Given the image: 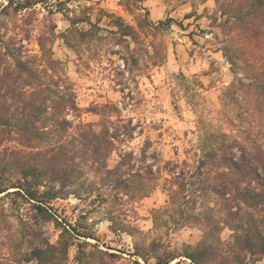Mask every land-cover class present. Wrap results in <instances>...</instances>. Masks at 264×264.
Instances as JSON below:
<instances>
[{
    "label": "trees",
    "instance_id": "1",
    "mask_svg": "<svg viewBox=\"0 0 264 264\" xmlns=\"http://www.w3.org/2000/svg\"><path fill=\"white\" fill-rule=\"evenodd\" d=\"M216 2L223 17L222 51L234 75L223 105L231 106L234 119L229 131L221 125L201 128L191 164L165 161L156 166L157 153L145 142L140 153L123 149L110 165L120 136L133 135L131 121L97 131L79 120L75 89L46 36L38 37L39 54L21 43L0 46V193L19 195L31 204L33 214L21 220L30 224L36 239L23 252L21 264H69L73 247L77 264H108L105 256L119 255L91 249L94 244L87 239L93 234L59 221L50 203L71 193L97 191L101 196L105 186L110 198L135 204L162 179L169 206L155 212V221L164 213L177 227L195 223L201 236L180 249L152 241L144 251L136 246L135 254L144 260L152 256L157 264L181 256L194 264H257L264 258V0ZM33 4L19 2L15 10ZM116 23L121 34L131 35L133 28L120 17ZM90 174L98 181H91ZM209 197L213 204L205 202ZM109 220L115 231L130 227L126 214ZM46 222L60 229L55 242L41 228L33 229Z\"/></svg>",
    "mask_w": 264,
    "mask_h": 264
},
{
    "label": "rangeland",
    "instance_id": "2",
    "mask_svg": "<svg viewBox=\"0 0 264 264\" xmlns=\"http://www.w3.org/2000/svg\"><path fill=\"white\" fill-rule=\"evenodd\" d=\"M19 2L34 4L16 11ZM118 17L133 28L131 35L121 34ZM222 21L216 0H0V46L21 43L39 54L38 37L46 36L75 89L82 109L78 119L97 131L131 121L133 135L120 136L110 165L123 149L140 153L145 142L157 153L156 166L165 161L191 164L201 128L229 131L234 119L231 106L223 105L234 75L222 51ZM89 179L98 181L92 174ZM163 181L135 204L110 198L112 192L104 186L101 196L97 191L71 193L50 207L62 223L93 234L87 239L94 244L91 249L119 255L105 256L106 263L157 264L152 256L144 260L135 254L136 246L144 251L158 241L180 249L201 236L195 223L177 227L164 213L155 221V212L169 206ZM31 214V204L19 195L0 193V264H21L23 252L36 242L30 224L21 220ZM113 214L120 220L126 214L131 228L115 231L109 220ZM40 228L52 242L58 239L60 229L53 222L33 227ZM228 235L223 233L225 239ZM75 252L71 248L69 264H77ZM169 264L194 263L181 256ZM257 264H264V258Z\"/></svg>",
    "mask_w": 264,
    "mask_h": 264
}]
</instances>
